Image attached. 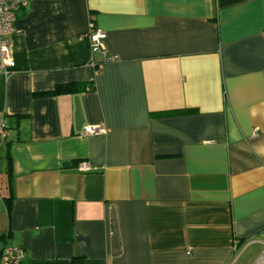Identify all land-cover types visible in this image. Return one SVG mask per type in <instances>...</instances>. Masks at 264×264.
I'll use <instances>...</instances> for the list:
<instances>
[{
  "label": "crops",
  "instance_id": "0c3cea01",
  "mask_svg": "<svg viewBox=\"0 0 264 264\" xmlns=\"http://www.w3.org/2000/svg\"><path fill=\"white\" fill-rule=\"evenodd\" d=\"M10 39L0 250L21 246L20 264L264 258V0H26Z\"/></svg>",
  "mask_w": 264,
  "mask_h": 264
},
{
  "label": "built area",
  "instance_id": "2783aa9c",
  "mask_svg": "<svg viewBox=\"0 0 264 264\" xmlns=\"http://www.w3.org/2000/svg\"><path fill=\"white\" fill-rule=\"evenodd\" d=\"M26 0H0V72L9 73L13 65L11 55L10 37L14 31V22L16 20L17 11L25 4ZM90 43L92 52H100L104 61H108L105 48L106 34L100 28H97L91 21L88 31L85 35ZM100 129L93 126H87L84 134L96 133ZM9 135V129L3 120H0V148ZM77 169L81 172L96 171L98 167L87 161L78 164ZM24 257L23 248L15 244H5L0 250V264H20ZM264 263L261 258L257 264Z\"/></svg>",
  "mask_w": 264,
  "mask_h": 264
},
{
  "label": "trees",
  "instance_id": "16d2710c",
  "mask_svg": "<svg viewBox=\"0 0 264 264\" xmlns=\"http://www.w3.org/2000/svg\"><path fill=\"white\" fill-rule=\"evenodd\" d=\"M10 170V169H9ZM8 170V171H9ZM4 238V235L3 236H0V239L2 240ZM71 264H82L81 260L80 259H77V258H74L72 260V263Z\"/></svg>",
  "mask_w": 264,
  "mask_h": 264
},
{
  "label": "water",
  "instance_id": "95a60500",
  "mask_svg": "<svg viewBox=\"0 0 264 264\" xmlns=\"http://www.w3.org/2000/svg\"><path fill=\"white\" fill-rule=\"evenodd\" d=\"M64 164H67V162H65Z\"/></svg>",
  "mask_w": 264,
  "mask_h": 264
}]
</instances>
